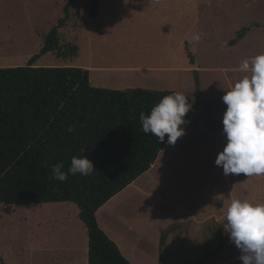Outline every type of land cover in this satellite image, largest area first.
<instances>
[{
  "label": "rangeland",
  "instance_id": "rangeland-1",
  "mask_svg": "<svg viewBox=\"0 0 264 264\" xmlns=\"http://www.w3.org/2000/svg\"><path fill=\"white\" fill-rule=\"evenodd\" d=\"M86 1L0 0V67L27 66L70 5L60 38L63 47L78 46L77 57L49 53L36 66L91 69L95 88L129 89L120 83L127 79L146 84L135 88L185 95L192 105L191 119L182 126L185 134L165 153L155 174L158 179L143 180L151 192L140 195V185L116 202L141 200L138 218L145 221L136 223L143 229L139 237L118 226L122 253L132 264H242L241 252L224 228L225 201L264 204V175L228 176L215 160L226 144L222 120L227 105L222 97L245 75L250 77V72L238 71L242 61L264 55V0H99L96 19L89 17ZM244 28L250 29L246 38L232 44ZM196 35L198 41L193 39ZM131 63H149L148 68L173 64L175 71L158 78L145 73L148 70L131 76L95 70ZM159 82L170 85L154 87ZM202 101L205 106L197 109ZM173 152L179 156L170 162ZM42 207L46 206L0 207L4 264H46L52 251L77 238L71 232L74 223L57 216L64 213L53 215ZM73 242L83 246L81 239Z\"/></svg>",
  "mask_w": 264,
  "mask_h": 264
},
{
  "label": "trees",
  "instance_id": "trees-1",
  "mask_svg": "<svg viewBox=\"0 0 264 264\" xmlns=\"http://www.w3.org/2000/svg\"><path fill=\"white\" fill-rule=\"evenodd\" d=\"M85 8L91 19L98 18L99 0H87ZM65 12L27 66L0 68V203H74L88 229L89 264H131L101 229L97 213L150 171L169 145L167 136L159 142L145 134L139 117L177 91L95 88L87 69L36 66L49 53L77 57V45L61 44L70 5ZM247 31L244 28L232 44ZM196 94L200 98L198 87ZM73 156H86L94 172L69 175L64 182L53 179L51 166L63 164L67 172Z\"/></svg>",
  "mask_w": 264,
  "mask_h": 264
},
{
  "label": "clouds",
  "instance_id": "clouds-1",
  "mask_svg": "<svg viewBox=\"0 0 264 264\" xmlns=\"http://www.w3.org/2000/svg\"><path fill=\"white\" fill-rule=\"evenodd\" d=\"M193 39L198 41L200 37ZM238 71L251 75L237 81L222 97L227 105L222 120L226 144L215 164L222 167L225 175H264V55L243 60ZM191 108L188 98L179 92L164 96L150 114L141 112L142 131L151 133L159 142L167 136V143L175 144L185 134L181 126ZM63 169V164L52 165V178L64 182L69 175L89 176L94 165L86 156H73L67 172ZM225 203L224 228L231 243L240 250L242 264H264V204L238 199Z\"/></svg>",
  "mask_w": 264,
  "mask_h": 264
},
{
  "label": "crops",
  "instance_id": "crops-1",
  "mask_svg": "<svg viewBox=\"0 0 264 264\" xmlns=\"http://www.w3.org/2000/svg\"><path fill=\"white\" fill-rule=\"evenodd\" d=\"M174 5H175V3H174ZM249 30L250 29L248 28V31ZM246 33L240 41H243L246 38ZM237 43H239V42H237ZM236 44H234V45H236ZM148 65H151V64H149V63H135V64L131 63L129 65L124 64V65H119V66H110L107 68L99 67V68H96L95 70H102V69L103 70L104 69L105 70H112L111 72L121 73L124 75L127 74L130 76L133 75L134 73H138L136 71L148 70L145 73L156 75V76H158V78L165 77V74H168L170 71H173V72L175 71V66L173 64L170 65L169 67H157V68H156V66H155V68H148ZM153 69L161 70V73H159V74L154 73L157 71H154V72L151 71ZM95 70H93V71H95ZM91 72L92 71L90 69V74H91ZM120 83L122 85L121 86L122 88H129V89H135V87H141V85H146V84L141 83V82L139 83L137 81L127 80V79L121 80ZM155 85L156 86H154V87H159V89H166L165 87L170 85V83L169 82H159V83H156ZM125 90H127V89H125ZM204 103H206V102L202 101V103L199 104L200 106L197 109H200L201 106L204 105ZM190 119L191 118H189V120ZM171 145L172 144H169L160 153L158 160L152 166L150 171H148L143 176H141L134 184L129 186L122 193H120L119 195L114 197L105 206H103L97 213V220H98L99 226L118 245L121 252H123V249H122V245L120 243V240L118 239V232H117L118 226H124L130 232L131 231L136 232L137 233L136 235L139 237V236H141V233L143 232L142 228L141 229L138 228L139 223L143 225L145 223V221L143 220V218H138V215L142 212H140V210L138 208L139 205H137V204H141V200L137 201V199H134L133 200L134 202H130V201H120L119 203H116V202L128 190H130L132 188H138L140 185H141V188L138 189V191H139L138 193H140V195L146 196L145 194H149L151 192L150 190L147 191L146 188H144L145 187L144 184L147 182H145L143 180H145V178H147V177L149 179L156 177L155 176L156 171L158 170L160 163L163 161V158L166 156L165 153L167 152V150L170 148ZM178 154L174 153V152L169 154L168 160L170 162L173 160H176L177 156H179ZM170 165H171V163H170ZM172 165H174V164L172 163ZM228 176H230V174ZM257 176H260V175H257ZM155 179L157 180L158 178H155ZM142 181H143V183H141ZM130 200H132V199H130ZM128 203H129V206L127 207ZM134 203H136V206L132 205L130 207V205L134 204ZM73 204L74 203L43 204V206H46V207H42V208L49 209V211L53 215H56V213H64V214H58L57 216H59L61 218L64 217V219H66L69 223H71V222L74 223L75 226L74 227L71 226V232L75 234V236L77 237L76 238L77 240L81 239V242L83 245L82 247H80L78 245V243L73 242L76 239H74L73 241H70L69 244L68 243L63 244L61 248L59 247L57 250L52 251V254H50L51 257H49L50 260L48 259L46 264H48L50 262L52 264H55V263H58V264H89L88 229H87L86 225L84 223H82V221H80L81 220L80 216H79L80 210H79L78 206L75 204L76 205V207H75ZM123 205H126V207ZM47 213H48V211H47ZM129 213H130V215H127ZM137 222H139V223L136 225ZM130 223L135 225V228L133 226H131ZM158 237H159V234H158ZM85 247H87V248H85ZM54 252H55V254H54ZM47 255L49 256V254H47Z\"/></svg>",
  "mask_w": 264,
  "mask_h": 264
}]
</instances>
